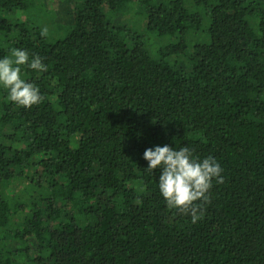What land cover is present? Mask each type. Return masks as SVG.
I'll use <instances>...</instances> for the list:
<instances>
[{"label":"trees","instance_id":"1","mask_svg":"<svg viewBox=\"0 0 264 264\" xmlns=\"http://www.w3.org/2000/svg\"><path fill=\"white\" fill-rule=\"evenodd\" d=\"M57 1L0 0V59L48 68L30 109L0 85V264H264V0ZM165 144L223 169L197 223L146 170Z\"/></svg>","mask_w":264,"mask_h":264},{"label":"clouds","instance_id":"2","mask_svg":"<svg viewBox=\"0 0 264 264\" xmlns=\"http://www.w3.org/2000/svg\"><path fill=\"white\" fill-rule=\"evenodd\" d=\"M40 34L43 37L48 35L46 29ZM44 59L39 55L30 56L28 51L19 48L12 49L10 56L0 59V85L8 91L9 101L29 109L44 101L40 88L27 82L22 73L23 66L46 72L48 68ZM144 159L149 165L146 170H162L159 190L168 208L190 215L192 223L203 219L205 205L211 200L209 193L213 181L224 183L220 163L212 156L201 160L190 146L176 150L167 144L146 149Z\"/></svg>","mask_w":264,"mask_h":264},{"label":"rangeland","instance_id":"3","mask_svg":"<svg viewBox=\"0 0 264 264\" xmlns=\"http://www.w3.org/2000/svg\"><path fill=\"white\" fill-rule=\"evenodd\" d=\"M48 7H49L50 10L54 11V13L58 16V18L60 17V15H59V10L60 9H59V5H58V1L57 0H51V3L50 2L48 3ZM137 17H139L138 16V9H137V6H135V10L133 12H130V14H128V20L132 21L129 26L134 31H136L138 33H142V31H143L142 30L143 23L141 22V23L137 24ZM66 20H62V22H64L63 24H67L68 21H66ZM170 38L171 37H167V38L161 39V41H154L152 43L151 47H150L151 50L153 51L156 48H160V47H162L164 45H168L169 43L176 42V40L178 39V37H176V39L174 38L172 40Z\"/></svg>","mask_w":264,"mask_h":264}]
</instances>
